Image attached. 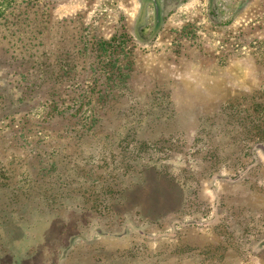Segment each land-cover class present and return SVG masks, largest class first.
<instances>
[{
    "label": "rangeland",
    "instance_id": "obj_1",
    "mask_svg": "<svg viewBox=\"0 0 264 264\" xmlns=\"http://www.w3.org/2000/svg\"><path fill=\"white\" fill-rule=\"evenodd\" d=\"M159 1L0 0V264H264V0Z\"/></svg>",
    "mask_w": 264,
    "mask_h": 264
},
{
    "label": "trees",
    "instance_id": "obj_2",
    "mask_svg": "<svg viewBox=\"0 0 264 264\" xmlns=\"http://www.w3.org/2000/svg\"><path fill=\"white\" fill-rule=\"evenodd\" d=\"M140 1H141L140 2L141 7H140L139 14H141V16L144 12L145 6H147L148 4L151 5L152 9H153V21L151 22V25L148 28L149 39L145 40L144 42L142 41L144 44H152L155 41V39L157 38V36L159 35V33L161 32L162 27L164 26L168 16H163V11L165 9H164V6H161L159 0H140ZM213 3H214V0H209V7L208 8H209L210 13L212 10ZM142 27H143L142 23L136 24L134 31L139 33L140 30L142 31ZM115 42H116L115 38H113L112 40H109V41L100 40L97 42V47L101 51H105L107 53L108 52L110 53L112 50L114 51L118 47L117 46L118 44H116ZM110 76L111 75H109V77ZM118 77H120V76H118ZM121 77H123V76H121ZM122 79L124 80L125 78H122ZM119 80H121V79L118 78V82H119ZM112 91L113 90L110 89L109 92L105 95L109 96L110 94L113 93ZM103 93H106V91H103L101 94V98L100 97L98 98V101H97L98 104H100V103L104 104ZM91 102H92L91 98H88V100H86V104H84L80 107V108H82L84 106V107H87V109L82 110V111L77 110L75 113L76 117L79 120H81V122H82V125L80 126V128L84 129V127H86L87 131L91 130L94 127V124L96 123L95 120L99 121L102 119V115H99V113L94 110L95 107L90 106ZM84 114H85V116H84ZM158 145L159 144L155 143V142H153V143L141 142L138 144H134L135 147L133 146L134 147L133 149L137 150L136 154L147 153L151 150L158 152V153H161L162 149L160 150L159 148H157ZM133 158L131 160L135 161V159H133ZM151 160L153 161V158L149 159V161H151ZM261 246H262V248L264 247V242Z\"/></svg>",
    "mask_w": 264,
    "mask_h": 264
}]
</instances>
